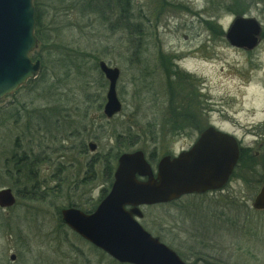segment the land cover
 <instances>
[{
	"label": "rangeland",
	"instance_id": "1",
	"mask_svg": "<svg viewBox=\"0 0 264 264\" xmlns=\"http://www.w3.org/2000/svg\"><path fill=\"white\" fill-rule=\"evenodd\" d=\"M84 1L60 0L49 10L54 46L39 44L38 75L0 99V189L16 197L0 207V264H122L59 213L69 203L95 210L110 190L107 163L115 170L116 154L141 149L156 168L163 155L179 154L193 140V129L183 133L188 120L225 128L255 150L260 142L263 0L241 14L263 27L249 54L225 38L237 15L234 0H130L132 31L114 18L119 0H98L102 14ZM242 1L244 8L252 0ZM100 61L120 70L123 107L112 118L104 114L109 81ZM29 160L33 167L18 172ZM251 170L222 190L144 206L140 223L188 264H264V210L253 209L264 152Z\"/></svg>",
	"mask_w": 264,
	"mask_h": 264
},
{
	"label": "water",
	"instance_id": "2",
	"mask_svg": "<svg viewBox=\"0 0 264 264\" xmlns=\"http://www.w3.org/2000/svg\"><path fill=\"white\" fill-rule=\"evenodd\" d=\"M261 32L256 18L237 16L226 38L233 46L252 49L258 45ZM37 47L34 0H0V99L38 75L41 60L31 57ZM99 68L109 81L104 114L112 118L123 107L117 94L120 70L105 61L99 62ZM96 147L89 143L91 151ZM239 155L237 139L214 127L207 128L190 151L161 157L156 172L143 150L124 152L118 158L111 189L96 209L86 213L77 207L62 208V222L120 263L188 264L143 227L139 220L144 216L142 207L222 189ZM15 202L11 188L0 189V207H11ZM253 208L264 210V180Z\"/></svg>",
	"mask_w": 264,
	"mask_h": 264
},
{
	"label": "trees",
	"instance_id": "3",
	"mask_svg": "<svg viewBox=\"0 0 264 264\" xmlns=\"http://www.w3.org/2000/svg\"><path fill=\"white\" fill-rule=\"evenodd\" d=\"M83 1L84 0H81V2H83ZM106 1H107L108 4L109 3L111 4V2L109 0H106ZM58 2L60 3V0H34V6H35V34H36V36L38 38L39 44H42L43 46L47 45V43H48V45H50L52 42H54V39L51 40V38L48 37V28H47L46 20H47V18L49 16V13H50L49 10L50 9L57 11L58 8H57L56 5H57ZM84 2H86V5L87 4L89 5L88 7H92V5H93V7H95V10L102 14L103 10L101 9V5H103V2L100 1V3H98V0H85ZM119 2H120L119 6L122 7V11L119 14L114 15V18H115L116 22H118V23H120V21H122V27H121L122 30L123 29H128V30L132 31V28L134 27L135 23H132V17H131V14H130V7H129L130 0H119ZM260 2H261L260 0H252L251 2H248V4L246 2H244L245 3V7L243 8L240 5V4L243 3L242 0H234L233 5L235 6V9L233 7L234 10L232 9V11L235 14H237V15L245 14L246 9H248L249 7H251V5H254L255 3L257 4V3H260ZM126 5H127V7H126ZM56 11H55V14H57ZM51 46H54V43H52L50 45V47ZM34 55H33V58H34ZM172 131L176 132V131H179V129L173 128ZM165 135H166V133H165ZM119 139L120 138L118 137L117 143H120ZM119 155L116 154L114 156L115 162L118 159ZM20 160H22V158H20ZM151 160H153V156H151ZM16 163H18V161L15 162V165H17ZM32 163H33L32 160H29V161H27L25 163H22L20 166H18V172H21L23 169L32 168L33 167V165H31ZM108 167H110L109 168V174H110V182L112 184L114 166L113 165H109L107 163V168ZM15 168H16V166H15ZM31 177L35 178L36 176L30 172L29 173V178H31ZM262 178H264V177H261L260 179H262ZM260 179H259V181H260ZM36 181H37V179H36ZM68 206L69 207H77V208H79V206H77V205H75L73 203H69ZM60 211H59V213H60Z\"/></svg>",
	"mask_w": 264,
	"mask_h": 264
},
{
	"label": "flooded vegetation",
	"instance_id": "4",
	"mask_svg": "<svg viewBox=\"0 0 264 264\" xmlns=\"http://www.w3.org/2000/svg\"><path fill=\"white\" fill-rule=\"evenodd\" d=\"M262 34H263V32H262ZM260 39L262 40V35H261ZM255 48H253V49L240 48V49H242V51L249 54V52L251 53ZM262 125H263V127H260V131H258L257 135H256V138L258 140H260V142L258 143V146L256 148L257 150H255L254 148H252L250 146H244L242 139L238 138V136L236 134H234L233 132H231L225 128H221L220 126L213 124L211 122L208 123V125L206 124V126L204 127L199 122H194V121L188 120L185 123H183V133L187 135L189 129H193V131H195L196 133L193 137V140L188 145V147L186 149H183V152L190 151L193 148V146L196 144V142L200 139L203 132L209 127H214L218 131H222L224 133H228L230 135H233L237 139L238 144H239L240 155H239V159L235 165V168L233 170V173L231 174V179L236 177V176H246V175L251 174L253 172L251 170V161H253V159H255L257 157H260L261 154L264 152V123ZM190 195H195V194H190ZM196 195H198V194H196Z\"/></svg>",
	"mask_w": 264,
	"mask_h": 264
}]
</instances>
